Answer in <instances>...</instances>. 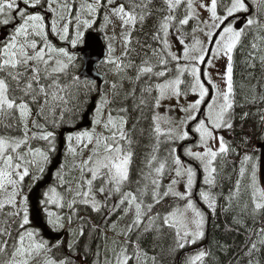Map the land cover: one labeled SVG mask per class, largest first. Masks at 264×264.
<instances>
[{
    "label": "trees",
    "instance_id": "trees-1",
    "mask_svg": "<svg viewBox=\"0 0 264 264\" xmlns=\"http://www.w3.org/2000/svg\"><path fill=\"white\" fill-rule=\"evenodd\" d=\"M116 1L133 18L134 25L127 52L120 59L121 67L116 68L118 61L113 55L99 66L105 76V83L100 87L80 79L83 60L78 51L88 31L101 32L110 39L99 23L113 25L116 28L114 46L120 43L117 23L109 13L110 0H102L98 19L92 20L89 28L83 27L84 31L75 33L71 27L77 21L72 11L79 12L83 8L79 6L72 8L71 14L68 11L67 18L59 21V25L45 26L43 36L29 31L27 40L20 46L13 44L12 33L25 23L23 16L28 18L36 13L40 15L37 20H43V15L49 13L50 19L54 18V3L58 7L59 0H0V81L6 84L13 105L0 112V144L7 142L20 148L19 154H13L17 160L15 167L22 164L29 175L24 180V173L0 169V264H14L7 254L12 247L19 248L20 242L15 241L19 232L31 235L25 224L29 203L25 201L20 211L17 198L26 191L28 183L33 190L45 181L57 163L62 142L64 155L50 188L60 189L63 196L61 208H55L59 217L54 218L61 230L68 220L83 232L80 237L77 234V243H72L68 236L64 243L51 250L48 261L58 255L64 264H97L99 253L101 261L107 260L112 248L118 249L120 245L132 256L121 263L122 255L112 264H193L191 253L196 249L206 252L199 264H264V204L259 206L252 196L260 160L258 145L264 141V67L259 65V70L250 61L238 60L237 56L230 71L232 108L221 128V135L228 140V149L219 156L212 184L202 183L201 200L195 203L206 217L205 237L195 245L183 246L176 229L166 218L172 210L185 205L186 200L173 194L157 199L154 181L156 171L163 165L167 172L175 164V155L170 154L174 153L176 142L156 135L162 136L157 133L155 121L159 101L157 78L142 72L149 64L154 71L160 68V42L164 43L165 30L173 31L178 24L180 6L171 16L165 0ZM226 6L220 2V14ZM256 11L255 19L264 24V1ZM246 49L264 55V33L256 34ZM165 51L168 53L166 46ZM86 125L89 129H85ZM80 128L83 129L77 131ZM125 129L128 141L124 137L121 143L125 146L128 142L133 151L130 176L124 184H114L112 196L126 198L113 206L109 217L105 188L99 190L97 199V203L105 205L102 211L84 204L90 184L107 187V177L87 184L84 179L89 166L102 155L103 144H112L107 136L115 139L117 132L123 133ZM74 139L77 140L72 143ZM163 152L167 154V162ZM38 158L45 159L40 172L34 168ZM9 176L12 178L8 179ZM74 184L79 185L78 191L70 201L66 196ZM131 197L134 200L129 201ZM108 227L114 228L112 237L120 236L121 243L105 237L104 230ZM45 250L46 247L43 255ZM31 263L36 264V260Z\"/></svg>",
    "mask_w": 264,
    "mask_h": 264
},
{
    "label": "rangeland",
    "instance_id": "rangeland-1",
    "mask_svg": "<svg viewBox=\"0 0 264 264\" xmlns=\"http://www.w3.org/2000/svg\"><path fill=\"white\" fill-rule=\"evenodd\" d=\"M110 1L111 2L108 3L110 7L109 13L117 23L116 27L118 28L116 35L122 42H117L116 50L114 49V33L116 28L113 25L104 26L102 23H99L98 26L102 27V30L105 29L107 31V37H110V39H107L106 41L109 44L111 51L114 50V54H112L114 59L118 61L119 59H122L121 56L127 52L129 34L134 25V20L132 17H129L122 12L117 1ZM179 1L180 0L171 1L168 5L169 9L174 10ZM186 1V4L183 5V8L186 11L184 15L185 18H181L178 21V24L175 25V29L172 33H167L166 40L169 42L170 55L165 51L167 42H160L162 48L160 68L157 71H154L150 64L148 67L150 76L157 78V83L159 85V107L157 110L156 130L157 133L163 134L161 128H158V125H161L165 134H172V136L167 138L168 140L186 137L188 143L192 142L189 150H187L190 157H187H189L191 161L197 162L199 166L201 165L205 170L204 173L202 172V182L205 183L206 181L207 183L212 184V177L217 158L222 152L227 151L228 149L227 138L219 133L220 125L226 119L228 104L229 101H231L230 97H228L229 83L227 81V74L229 70V60L235 46L236 38L230 36V38H228L230 39L229 41L227 37H225L222 43L215 46L216 51L213 52L205 69V74L207 72L206 79L208 82H211V90L210 87L204 86L205 84L201 78L200 66L203 63L201 54L207 52L208 45L211 42L210 38L207 40V34L209 33L210 37V34H213L216 31L220 20L218 22L217 18L214 16L213 7H209L203 0ZM237 1L238 0H232V2ZM24 2L27 6V1ZM236 4H238V2ZM101 5L102 0H67V2L65 0H59L58 7L54 3V10L56 11L54 18L50 19L49 13L43 15V20H37L40 15L37 16L36 13H33V16H28V18L27 15H24L22 21L25 23L18 25L12 33L13 44L20 46L24 43L27 40L29 31H32L33 34L40 33L41 36H43L45 26H48L50 23H52V26L59 25V21H64L67 18L68 11L71 14V9L75 7L79 8V6H82L83 10L81 9L79 12L72 11V13L76 15L77 21H75L71 27L72 31L75 33L82 32L83 27H85V29L89 28L91 21L98 19ZM193 19L196 20V23L187 33V36L183 34L180 37L181 45L185 46L186 49L179 50L180 47L176 48L175 44L177 39L175 33L182 28V23H188V25H190ZM65 51L68 52L67 50ZM208 53L205 57H208ZM164 55H166L167 58H164ZM116 68H120V64H118ZM172 70L175 71V73H172ZM183 84H185L188 89V91H186L187 96L190 99H193L195 103L192 102L187 104L185 102L183 98L185 91L183 90L180 92L181 96L177 95ZM211 92L214 94L213 100L207 104L202 112V116L207 119L200 121V124L196 128V131H200V133L198 134L197 139H194L189 135L190 129L185 127V125L189 123L191 119H194L196 112L198 113L201 107L204 108L212 96ZM10 107L12 108L13 105L8 98L7 86L4 82L0 81V112L9 110L7 108ZM164 107L169 109H164ZM107 138H111L109 142H112V144H109L108 142L103 144L102 155H100L99 158L96 161H93L92 165L89 166L90 171L84 179L85 184L90 181L93 182L102 176L107 177V185H122L129 179L133 151L129 147L128 142H126L125 146L122 145L121 142L124 138V133L118 131L115 139L114 136L112 137L111 135H108ZM76 140L77 139H74L72 143H75ZM194 140L196 141V144L193 142ZM101 141H103V138ZM169 145L174 147V145L171 144H166V147ZM80 151L83 152L84 150L81 149ZM14 153H20V148L18 146L11 145L7 142L5 145L0 144V169L5 170L7 173L16 171L19 174L24 173L23 179L25 180L29 176L28 169L20 163L18 167H15L17 160H15ZM58 153L59 151L57 154ZM163 153L166 159L167 154L165 152ZM174 154L177 156L175 165L170 167L167 172L164 165L160 170L156 171L154 177L157 186L156 198L160 199L162 196H170L173 194L180 199L186 200L185 205L170 212L166 221L176 229L179 242L183 244V246H187L186 244L195 245L198 240L201 241L204 239L206 232V217L202 210H200L194 203L196 198L194 196L195 190L193 188L198 180V172L196 173V169L192 167L189 162L180 158V154H182L180 146H177ZM72 155L73 152H71V157ZM42 166H45V159L38 158L34 168L37 167L38 172H40V170L42 171L43 169ZM259 167L260 160L256 168L255 189L253 190L252 196L255 201L260 203L259 206H262L264 204V187L261 183ZM7 178L11 179L12 177ZM60 179L61 178H59V180ZM28 186L29 183L27 184V189ZM50 186L51 185L41 186V188H43L41 193L35 192L37 188L32 191L30 188L31 192L29 194V191L26 189V192H21L17 198L18 209L20 211L25 201H28L29 203L25 224L26 228L30 230L31 235L26 234L25 232H19L16 235L15 241L22 243L17 250L12 247V250L7 254L8 257H12V260L16 261V264L31 263L33 260H36V264H64L63 259L58 257V255L55 256V259L51 258L48 261L47 254L64 243V240L67 239L68 236L72 238V243H77L83 232L79 231L78 225L71 226V224L68 223V220L65 226L60 223L64 227L61 230V226L54 217H59V213L56 212L55 208H61V199H63V196L60 189L53 188L48 190ZM78 186V184H74L72 190L69 191L70 193L68 195L66 194V197L70 201L76 196L75 194L78 191ZM162 186L165 187L164 191H162ZM12 187L13 184L9 186L10 189ZM101 188H105V186L101 184L97 188L93 183L90 184V190L84 195V204L97 207V199ZM125 192H128V190ZM199 192H197V194ZM202 196L204 195L202 194ZM122 198L125 199L126 196H123ZM45 199H47L46 204ZM128 200L131 201L134 199L131 197ZM208 205L210 206L209 203ZM110 212L111 209L109 208L106 212L107 215H109ZM39 219L41 221L40 224L38 222ZM56 229H60V231L56 232ZM113 229L114 228L112 227H108L104 230L105 237L110 239L115 238L116 241L121 243L120 236L112 237ZM48 231L52 233L51 236L43 233ZM78 233L79 237L77 238ZM53 236H58V239L55 238V241H53L51 239ZM21 238L22 241L20 240ZM110 242L116 243L113 240H110ZM37 245H39L38 250H36ZM72 246L74 247V245ZM44 247H46V250L43 255ZM192 249L193 248H190V250ZM112 250L113 252L110 253L107 260L101 261L99 257L101 253H97V258H99L97 264H112L122 255L124 258H121V263H125L126 257L128 259L132 256L126 248H123L120 245L118 249L116 246L113 247ZM191 254L193 264H199L205 258L206 252L204 249H196L195 252H192Z\"/></svg>",
    "mask_w": 264,
    "mask_h": 264
},
{
    "label": "water",
    "instance_id": "water-1",
    "mask_svg": "<svg viewBox=\"0 0 264 264\" xmlns=\"http://www.w3.org/2000/svg\"><path fill=\"white\" fill-rule=\"evenodd\" d=\"M79 52L82 53V59L84 62V67L80 74L81 80L97 83L99 86L103 85L104 76L98 72V66L105 61L108 53L104 45V36L96 33H90L86 38L84 48L80 49ZM63 149L64 145L62 142L58 163L52 168V171H50L48 180L41 186H48L51 183L54 170H57L60 166L61 158L63 156ZM258 149L261 151L260 172L262 184L264 185V142L258 145ZM41 186L36 192H40L42 190ZM38 222L40 224V219Z\"/></svg>",
    "mask_w": 264,
    "mask_h": 264
},
{
    "label": "flooded vegetation",
    "instance_id": "flooded-vegetation-1",
    "mask_svg": "<svg viewBox=\"0 0 264 264\" xmlns=\"http://www.w3.org/2000/svg\"><path fill=\"white\" fill-rule=\"evenodd\" d=\"M176 148H177V143H176V146H175V149H174V151L176 150Z\"/></svg>",
    "mask_w": 264,
    "mask_h": 264
},
{
    "label": "bare ground",
    "instance_id": "bare-ground-1",
    "mask_svg": "<svg viewBox=\"0 0 264 264\" xmlns=\"http://www.w3.org/2000/svg\"><path fill=\"white\" fill-rule=\"evenodd\" d=\"M63 145H64V147H65V144H64V142H63ZM253 202V201H252Z\"/></svg>",
    "mask_w": 264,
    "mask_h": 264
}]
</instances>
